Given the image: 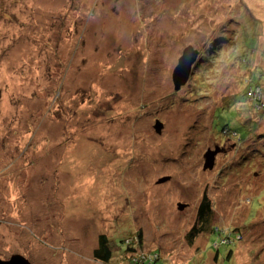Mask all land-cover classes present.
I'll use <instances>...</instances> for the list:
<instances>
[{
	"label": "rangeland",
	"instance_id": "rangeland-1",
	"mask_svg": "<svg viewBox=\"0 0 264 264\" xmlns=\"http://www.w3.org/2000/svg\"><path fill=\"white\" fill-rule=\"evenodd\" d=\"M249 84L264 90V0H0V258L98 264L111 230L126 264L139 230L155 264H264V114ZM204 194L213 228L190 245ZM224 230L240 238L220 245Z\"/></svg>",
	"mask_w": 264,
	"mask_h": 264
},
{
	"label": "trees",
	"instance_id": "trees-1",
	"mask_svg": "<svg viewBox=\"0 0 264 264\" xmlns=\"http://www.w3.org/2000/svg\"><path fill=\"white\" fill-rule=\"evenodd\" d=\"M245 82L248 83V80H245ZM261 89L263 90V88L259 84H249L246 88V92L244 93V95L246 96V98L248 97V94H254L255 96H258L259 98H255L253 104L254 107L259 110L260 113L264 114V94L262 95ZM260 121L261 118L257 120L256 124L254 125V128H258L260 126ZM223 132L229 136V132L226 128H223ZM212 213L213 206L211 205V202L208 201L206 194H204L197 209V221L195 224H193V226L191 227V229H189L187 233L188 242L190 243V245L196 243V241L201 236L200 234L202 232H205L209 230V227H212V225L209 224L210 219L212 218ZM110 231L111 230L99 231V233L97 234V246L92 251L90 259H93L98 264H120V262L114 263L113 255L115 253V250L117 249V242L115 241V239H113L112 234H110ZM219 231L220 230L217 227L216 232L219 233ZM236 234L237 233L233 231L230 232L228 230H224L222 233V237H220V240L217 243L221 245V243L228 244L231 242H235ZM136 238L138 240H136ZM142 239V232L139 230L136 232V234H133L132 237H126L125 239H123V241L126 243L125 256L123 254L120 255V259H122L123 263L126 262V264H129L127 261H129L130 259V263L134 262L139 264H155L156 261L160 259L159 251H150V249L149 251L144 250V244ZM224 241L226 242L224 243ZM230 252L231 251H229L227 254L228 258L230 257Z\"/></svg>",
	"mask_w": 264,
	"mask_h": 264
},
{
	"label": "water",
	"instance_id": "water-1",
	"mask_svg": "<svg viewBox=\"0 0 264 264\" xmlns=\"http://www.w3.org/2000/svg\"><path fill=\"white\" fill-rule=\"evenodd\" d=\"M199 51L194 49L192 46L186 47L183 55L179 58L178 64L173 71L174 90H178L185 81L188 80L189 75L193 69L194 62L197 61ZM163 123L159 120H155L154 129L155 132L161 133ZM220 151L219 147L216 146L213 150L208 149L204 155V169H211L214 165L215 156ZM161 180V179H160ZM163 180V179H162ZM182 208L181 205L178 206ZM0 264H30V262L21 254H14L9 259L3 260L0 258Z\"/></svg>",
	"mask_w": 264,
	"mask_h": 264
},
{
	"label": "bare ground",
	"instance_id": "bare-ground-1",
	"mask_svg": "<svg viewBox=\"0 0 264 264\" xmlns=\"http://www.w3.org/2000/svg\"><path fill=\"white\" fill-rule=\"evenodd\" d=\"M218 153H221V152H218ZM218 153H217V154H218ZM66 154H67V152L65 153V158H66ZM211 223H212V222L210 221L209 224L212 225ZM219 232H220V231H219ZM239 238H240L239 234H236V240H238ZM136 240H138V239L136 238ZM225 242H226V241H224V243H225ZM26 259H27V258H26ZM5 260H6V259H5ZM27 260H28V259H27ZM28 261H29V260H28Z\"/></svg>",
	"mask_w": 264,
	"mask_h": 264
},
{
	"label": "built area",
	"instance_id": "built-area-1",
	"mask_svg": "<svg viewBox=\"0 0 264 264\" xmlns=\"http://www.w3.org/2000/svg\"><path fill=\"white\" fill-rule=\"evenodd\" d=\"M250 95V94H249ZM252 95V94H251Z\"/></svg>",
	"mask_w": 264,
	"mask_h": 264
}]
</instances>
